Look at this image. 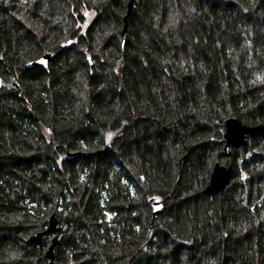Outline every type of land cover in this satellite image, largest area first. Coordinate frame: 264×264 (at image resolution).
I'll use <instances>...</instances> for the list:
<instances>
[{
	"label": "trees",
	"instance_id": "1",
	"mask_svg": "<svg viewBox=\"0 0 264 264\" xmlns=\"http://www.w3.org/2000/svg\"><path fill=\"white\" fill-rule=\"evenodd\" d=\"M127 3L0 0V264H264V0Z\"/></svg>",
	"mask_w": 264,
	"mask_h": 264
},
{
	"label": "water",
	"instance_id": "2",
	"mask_svg": "<svg viewBox=\"0 0 264 264\" xmlns=\"http://www.w3.org/2000/svg\"><path fill=\"white\" fill-rule=\"evenodd\" d=\"M133 1L134 0H128L127 3V11L126 15L123 18V29L121 32L122 35V41L121 45L123 46L125 35H126V25H127V19L131 14V10L133 7ZM87 55V53H85ZM53 54H45L39 59L32 62V66L40 65L44 69L47 68V64L49 60L53 57ZM88 59V56H87ZM264 129L263 125H258L255 127H248L245 125H242L238 119L230 118L225 121L224 123V140H225V146H224V153L228 154L230 148H237L242 146L245 143L246 137L254 135L258 131ZM230 173H231V167L215 164L210 178L209 183L206 186V188L202 191V194L211 196L214 194L220 193L224 188H226L229 184L230 180ZM148 205L150 208V212L153 217H157L163 210V204L162 200L158 197H152L148 201ZM61 229L57 225V221L52 216L49 220V224L47 228L41 232L38 233L32 237H30L29 242L33 243L37 247L40 246L41 240L44 235L46 234H53L51 245L49 246L48 250L46 251L45 257L47 260H49V264H53L54 255H53V249L57 245L58 242V236Z\"/></svg>",
	"mask_w": 264,
	"mask_h": 264
},
{
	"label": "rangeland",
	"instance_id": "3",
	"mask_svg": "<svg viewBox=\"0 0 264 264\" xmlns=\"http://www.w3.org/2000/svg\"><path fill=\"white\" fill-rule=\"evenodd\" d=\"M228 153H230V150H229V152Z\"/></svg>",
	"mask_w": 264,
	"mask_h": 264
}]
</instances>
